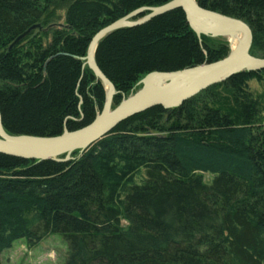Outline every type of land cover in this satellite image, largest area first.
I'll list each match as a JSON object with an SVG mask.
<instances>
[{
    "label": "trees",
    "instance_id": "16d2710c",
    "mask_svg": "<svg viewBox=\"0 0 264 264\" xmlns=\"http://www.w3.org/2000/svg\"><path fill=\"white\" fill-rule=\"evenodd\" d=\"M170 1L0 0L5 132L53 138L93 123L107 98L85 61L94 37ZM196 2L245 22L251 55L264 58V0ZM229 54L228 42L198 37L178 9L108 35L95 62L115 88V109L151 73ZM252 81L264 82V71L235 75L179 109L137 115L69 160L0 155V264L17 241L52 235L68 243L64 264H264V125Z\"/></svg>",
    "mask_w": 264,
    "mask_h": 264
},
{
    "label": "water",
    "instance_id": "95a60500",
    "mask_svg": "<svg viewBox=\"0 0 264 264\" xmlns=\"http://www.w3.org/2000/svg\"><path fill=\"white\" fill-rule=\"evenodd\" d=\"M178 9L185 13L189 25L198 37L224 38L230 43V39L243 36L242 45L235 51L231 48L230 54L225 59L212 64H204L173 73H151L140 82L142 85L140 90L112 109L113 98L116 95L115 88L102 74L95 62L99 42L118 30L141 26L158 16ZM138 13L140 12L101 30L94 37L85 58L87 65L105 86V90L106 86L111 88L108 113H105V104L103 112L89 126L75 132H65L59 137L39 138L8 135L3 128L0 112V155L38 163L58 161L63 156L69 160L74 152L87 151L95 143L112 133L120 124L137 115L156 107H162L165 110L179 109L200 93L224 83L235 75L244 72L264 71V58L254 57L250 53L253 46V32L241 20L202 9L196 0H172L161 7L152 9L146 17L135 22L131 21V18ZM36 29H41V26H33L21 35L11 48ZM154 81H161L165 86L153 89L151 84Z\"/></svg>",
    "mask_w": 264,
    "mask_h": 264
},
{
    "label": "rangeland",
    "instance_id": "374dc122",
    "mask_svg": "<svg viewBox=\"0 0 264 264\" xmlns=\"http://www.w3.org/2000/svg\"><path fill=\"white\" fill-rule=\"evenodd\" d=\"M63 17V13L60 14ZM218 41L228 42L224 38L210 37ZM229 44L230 52L231 45ZM140 89L142 85L139 83ZM250 91L261 101V123L264 125V82L258 83L252 81L249 83ZM139 89V90H140ZM107 90V89H106ZM145 177L143 171L140 176L136 177V181L140 183ZM203 181L206 184H211L214 176L211 174H203ZM124 226L127 223L123 222ZM68 243L61 235H52L37 244H30L26 240H19L14 243L12 249L5 251L1 255L2 264H64L68 256Z\"/></svg>",
    "mask_w": 264,
    "mask_h": 264
},
{
    "label": "bare ground",
    "instance_id": "6f19581e",
    "mask_svg": "<svg viewBox=\"0 0 264 264\" xmlns=\"http://www.w3.org/2000/svg\"><path fill=\"white\" fill-rule=\"evenodd\" d=\"M243 36H237L235 39H230V43H231V48L233 51H235L239 46L242 45L243 43ZM153 89H160L163 88L165 86L164 83H162L161 81H154L151 84ZM106 96H107V100H106V107H105V113H108L109 111V99L111 96V88L109 86H106Z\"/></svg>",
    "mask_w": 264,
    "mask_h": 264
}]
</instances>
